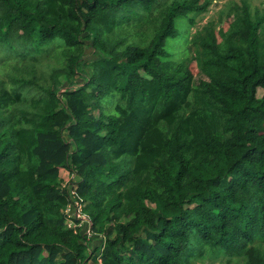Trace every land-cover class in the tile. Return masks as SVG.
Instances as JSON below:
<instances>
[{"label": "trees", "instance_id": "1", "mask_svg": "<svg viewBox=\"0 0 264 264\" xmlns=\"http://www.w3.org/2000/svg\"><path fill=\"white\" fill-rule=\"evenodd\" d=\"M208 6L0 0V264H264V15Z\"/></svg>", "mask_w": 264, "mask_h": 264}, {"label": "rangeland", "instance_id": "2", "mask_svg": "<svg viewBox=\"0 0 264 264\" xmlns=\"http://www.w3.org/2000/svg\"><path fill=\"white\" fill-rule=\"evenodd\" d=\"M208 2L209 6L207 9V12L203 15L199 16L197 18V24L196 26L192 27L189 32V36L192 37L196 32L204 34L206 26L213 22L217 28V31L220 29L226 30L228 28V25L230 22L235 19L237 15H239L238 10H234V5H241L242 0H201V3ZM253 10H258L262 15H264V0H247ZM261 35L264 40V26L261 30ZM172 49L173 52L176 55V59H180V54L182 52V49L179 45H177L175 42H172ZM192 55H195V52L192 51ZM94 56V55H93ZM43 61L41 63L42 66H38L36 68L37 76L40 77L41 75L48 74L46 71H49V68H47V64H52L51 60H47L46 58H42ZM27 70H31V68H28ZM191 71L193 72L195 76V85L199 84L201 81L205 80V77L202 73V63L198 57H193L191 59ZM264 96V90L259 89L258 90V97ZM111 106V103H109L108 108ZM99 242L95 240L93 241V246L98 245ZM94 248V247H93ZM100 258H98L99 261ZM93 261V260H92ZM222 261V260H221ZM221 261H206L202 264H225ZM225 262V261H224ZM98 263V262H97ZM96 263V264H97ZM91 264V262H90ZM238 264V263H237Z\"/></svg>", "mask_w": 264, "mask_h": 264}, {"label": "built area", "instance_id": "3", "mask_svg": "<svg viewBox=\"0 0 264 264\" xmlns=\"http://www.w3.org/2000/svg\"><path fill=\"white\" fill-rule=\"evenodd\" d=\"M75 174H70V176L65 179L62 184V190L68 189L70 201L64 211L66 216V226L68 230H72L75 234L79 233V230L83 228L85 223L88 224V228H85L83 232L88 238L92 236L91 232V221L84 214V205L78 196V181L75 179ZM97 264H101V259H99Z\"/></svg>", "mask_w": 264, "mask_h": 264}]
</instances>
